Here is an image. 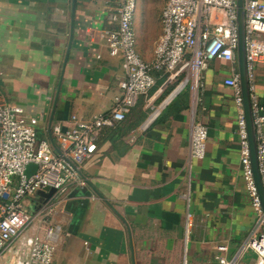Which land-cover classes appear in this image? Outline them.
Here are the masks:
<instances>
[{
    "label": "crops",
    "instance_id": "0c3cea01",
    "mask_svg": "<svg viewBox=\"0 0 264 264\" xmlns=\"http://www.w3.org/2000/svg\"><path fill=\"white\" fill-rule=\"evenodd\" d=\"M161 3L158 30L147 16L159 40ZM108 7L107 0H0V89L37 119L40 138L53 143L55 125L70 128L73 116L89 121L111 110L123 69L101 37L111 27ZM139 33V54L152 62L156 48L144 50L149 38ZM231 71L221 61L205 70L195 119L208 127V140L205 158L191 169L188 92L162 108L167 94L157 93L158 84L123 123L102 132L95 157L80 168L85 185L49 202L50 225L59 228L52 264H218L247 240L256 215L240 170L234 93L224 83ZM256 94L264 102V67ZM34 224L0 264L29 261L26 239L45 228ZM226 245L223 254L218 247ZM241 264H256L255 254Z\"/></svg>",
    "mask_w": 264,
    "mask_h": 264
},
{
    "label": "built area",
    "instance_id": "2783aa9c",
    "mask_svg": "<svg viewBox=\"0 0 264 264\" xmlns=\"http://www.w3.org/2000/svg\"><path fill=\"white\" fill-rule=\"evenodd\" d=\"M107 1L106 19L111 27L103 31L101 37L109 56L122 58L123 69L107 114L89 121L73 116L74 126L70 128L62 123L55 125L52 128L54 146L40 138L37 119L28 117L22 107L6 101L0 89V259L38 220L45 227L43 235L26 240L29 261L17 260L16 264L53 263L59 228L50 225L52 206L48 203L39 207L37 193L54 189L58 195L68 187L85 185L80 168L95 157L102 132L123 123L141 97L151 99L149 94L158 82L157 93L167 94L162 108L185 90L189 93L193 116L189 169L191 162L204 159L208 127L195 116L203 109L205 70L211 62L221 61L232 69L224 83L234 93L240 170L256 219L247 240L231 257L219 258L218 264H241L249 251L255 254L256 264H264V210L251 164L239 72L232 68H238L237 0H163L162 36L152 62L145 61L138 51L134 22L139 0ZM244 11L246 64L264 191V102L256 94L257 72L264 67V0H244ZM32 164L36 170L28 177L26 170ZM185 198L190 201L189 194ZM34 202L36 207H33ZM29 206L33 207V212ZM190 219L188 212L187 236ZM218 250L225 254L229 248L220 246Z\"/></svg>",
    "mask_w": 264,
    "mask_h": 264
},
{
    "label": "water",
    "instance_id": "95a60500",
    "mask_svg": "<svg viewBox=\"0 0 264 264\" xmlns=\"http://www.w3.org/2000/svg\"><path fill=\"white\" fill-rule=\"evenodd\" d=\"M236 24L238 28V48H237V62L240 79L241 94L243 99V110L246 120L248 142L250 146L251 164L254 174L255 183L258 190V195L264 210V191L262 187L261 176L259 173L258 157H257V139L256 129L252 115V105L250 98V85L247 73L246 64V50H245V11L244 0H237L236 3ZM54 145V143H53ZM55 146V145H54ZM56 148V147H55ZM36 170L35 165H29L26 170V175L30 177ZM57 196L56 190L46 189L37 193V203L42 207L51 202Z\"/></svg>",
    "mask_w": 264,
    "mask_h": 264
},
{
    "label": "rangeland",
    "instance_id": "374dc122",
    "mask_svg": "<svg viewBox=\"0 0 264 264\" xmlns=\"http://www.w3.org/2000/svg\"><path fill=\"white\" fill-rule=\"evenodd\" d=\"M161 2H162V0H139L138 1V7L136 10V14H135L134 30H135V35L137 37L138 45H140V43H139L140 37H138V33L140 31L139 36H141V38L142 37H144L145 39L149 38V42H148V44L145 45L144 50L148 49L150 47L149 48L150 52H152V50L154 48H157L160 40H159L158 36L154 33V31L152 32V35H150V28H147V24H148L147 22H148V18H149L150 23H152L154 26H156L157 30L159 29L160 25L158 22V18H159V14H160V11L162 8ZM147 16H148V18H147ZM144 23H145V25H144ZM170 89H171L170 90V92H171L172 88H170ZM186 92H187V90H185L183 94H185ZM33 207H36L35 202H34ZM33 207L29 206V210L31 212H33ZM34 225L35 224L30 226L29 227L30 229L28 228L29 231H31L33 229ZM35 236H36V234L31 233L28 238H34Z\"/></svg>",
    "mask_w": 264,
    "mask_h": 264
},
{
    "label": "trees",
    "instance_id": "16d2710c",
    "mask_svg": "<svg viewBox=\"0 0 264 264\" xmlns=\"http://www.w3.org/2000/svg\"><path fill=\"white\" fill-rule=\"evenodd\" d=\"M160 84V82L157 83V85ZM116 128V127H115Z\"/></svg>",
    "mask_w": 264,
    "mask_h": 264
}]
</instances>
